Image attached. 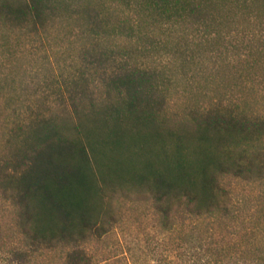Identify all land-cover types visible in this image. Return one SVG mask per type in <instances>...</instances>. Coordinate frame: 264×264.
I'll list each match as a JSON object with an SVG mask.
<instances>
[{
    "label": "trees",
    "instance_id": "obj_1",
    "mask_svg": "<svg viewBox=\"0 0 264 264\" xmlns=\"http://www.w3.org/2000/svg\"><path fill=\"white\" fill-rule=\"evenodd\" d=\"M114 1L132 15L113 19L103 0H0V37L8 29L38 35L61 17H74L90 39L84 59L102 66L108 56L97 51L100 42L130 37L145 23L208 32L241 15L264 35V0ZM255 52L263 59L264 44ZM102 82L99 98L74 80L70 108L35 117L0 160V198L18 218L8 233L0 227V264H38L39 254L58 247L63 264H134L127 251L98 260L88 247L110 232L117 190L147 194L167 220L174 206L194 216L226 210L227 177L264 178V112L215 103L172 123L159 118L148 73L122 68ZM200 249L177 264H247Z\"/></svg>",
    "mask_w": 264,
    "mask_h": 264
},
{
    "label": "rangeland",
    "instance_id": "obj_2",
    "mask_svg": "<svg viewBox=\"0 0 264 264\" xmlns=\"http://www.w3.org/2000/svg\"><path fill=\"white\" fill-rule=\"evenodd\" d=\"M102 5L113 19L132 15L114 0ZM79 25L64 16L38 35L8 29L7 37H0V160L11 155L35 117L60 116L70 108L74 80L100 98L102 77L122 68L148 73L159 118L172 123L215 103L264 112V58L255 52L264 35L241 15L208 32L145 23L130 37L101 41L97 51L108 56L102 66L84 59L90 39ZM223 186L229 191L226 210L194 216L174 206L167 220L147 194L117 190L110 197L112 228L88 244L90 253L99 260L127 251L134 264H177L190 262L201 248L225 261H264V178L227 177ZM13 210L0 198V227L6 233L18 219ZM64 254L58 247L39 254L37 263L63 264Z\"/></svg>",
    "mask_w": 264,
    "mask_h": 264
}]
</instances>
